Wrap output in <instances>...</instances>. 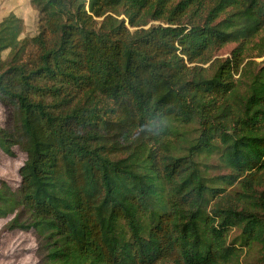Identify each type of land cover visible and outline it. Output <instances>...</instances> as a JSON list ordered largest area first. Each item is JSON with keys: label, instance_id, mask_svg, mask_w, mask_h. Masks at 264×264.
Here are the masks:
<instances>
[{"label": "trees", "instance_id": "trees-1", "mask_svg": "<svg viewBox=\"0 0 264 264\" xmlns=\"http://www.w3.org/2000/svg\"><path fill=\"white\" fill-rule=\"evenodd\" d=\"M28 2L33 35L0 19L4 232L37 264H264V0Z\"/></svg>", "mask_w": 264, "mask_h": 264}, {"label": "rangeland", "instance_id": "rangeland-1", "mask_svg": "<svg viewBox=\"0 0 264 264\" xmlns=\"http://www.w3.org/2000/svg\"><path fill=\"white\" fill-rule=\"evenodd\" d=\"M12 10L23 19L26 34L33 35L37 29L38 15L29 5L28 0H0V18ZM233 47L234 45L225 47L219 53V57H227ZM5 120V108L0 104V127L4 125ZM13 151L14 157H9L0 151V182H6L14 190L20 183L18 170L25 161V154L17 148ZM10 219L11 217L0 219V264H37L34 254L35 242L31 233L4 232L3 227Z\"/></svg>", "mask_w": 264, "mask_h": 264}, {"label": "crops", "instance_id": "crops-1", "mask_svg": "<svg viewBox=\"0 0 264 264\" xmlns=\"http://www.w3.org/2000/svg\"><path fill=\"white\" fill-rule=\"evenodd\" d=\"M1 19V18H0Z\"/></svg>", "mask_w": 264, "mask_h": 264}]
</instances>
